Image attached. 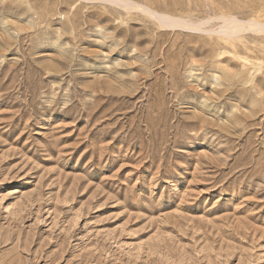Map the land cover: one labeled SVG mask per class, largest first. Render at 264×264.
Listing matches in <instances>:
<instances>
[{"label":"rangeland","instance_id":"1","mask_svg":"<svg viewBox=\"0 0 264 264\" xmlns=\"http://www.w3.org/2000/svg\"><path fill=\"white\" fill-rule=\"evenodd\" d=\"M0 264H264V0H0Z\"/></svg>","mask_w":264,"mask_h":264},{"label":"bare ground","instance_id":"2","mask_svg":"<svg viewBox=\"0 0 264 264\" xmlns=\"http://www.w3.org/2000/svg\"><path fill=\"white\" fill-rule=\"evenodd\" d=\"M125 9V8H124ZM128 10V9H127ZM234 26H236V24H234ZM161 27H165V28H171V29H175V26H174V24L173 23H170V24H166V23H161ZM236 27H233L232 28V30H231V32H233V30L235 29ZM231 32H229L230 34H232ZM226 34H228V33H226ZM226 36V35H225Z\"/></svg>","mask_w":264,"mask_h":264}]
</instances>
